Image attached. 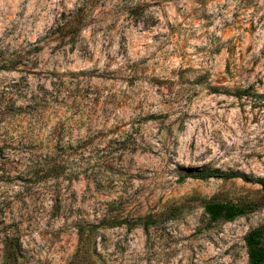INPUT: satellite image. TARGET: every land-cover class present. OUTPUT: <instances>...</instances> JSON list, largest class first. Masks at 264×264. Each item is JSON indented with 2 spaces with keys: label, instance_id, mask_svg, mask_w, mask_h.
Segmentation results:
<instances>
[{
  "label": "rangeland",
  "instance_id": "rangeland-1",
  "mask_svg": "<svg viewBox=\"0 0 264 264\" xmlns=\"http://www.w3.org/2000/svg\"><path fill=\"white\" fill-rule=\"evenodd\" d=\"M0 98L44 105L14 123L57 126L63 166L37 181L36 146L0 131V264H250L249 233L264 246V0H0ZM204 200L248 210L212 221Z\"/></svg>",
  "mask_w": 264,
  "mask_h": 264
},
{
  "label": "trees",
  "instance_id": "trees-1",
  "mask_svg": "<svg viewBox=\"0 0 264 264\" xmlns=\"http://www.w3.org/2000/svg\"><path fill=\"white\" fill-rule=\"evenodd\" d=\"M81 23V16L63 20L61 23V29L63 31H79L83 28ZM43 109L44 105L37 103L35 99L29 100L24 107H20L15 106L14 101L0 98V131L2 129L5 133L14 131V133L19 134L18 137H16L18 141L25 139V141H28L31 145L33 144L36 146L35 151L29 150L28 172L30 171L32 176L37 178V181H41L42 178H53L54 180H57L61 175V171H63L62 159L58 155V142L60 141V130L58 127H53L48 131V134L45 137L40 138V134L38 132L36 133L34 127H32L36 124L33 121L32 123H28L26 129L21 126L18 127V125L14 123L15 119H17L18 122H21V120H24L28 115L32 118L33 115L40 114V112L42 113ZM5 142L6 140L0 135V154L4 149L1 144L4 145ZM256 182L261 185L264 192V179L257 180ZM63 202L64 200L62 196L56 195L54 205L52 206H58ZM204 209L210 219L216 221L218 219L233 220L237 216L246 213L248 207L218 200H204ZM116 219L117 218L114 216L104 214L101 222H109L111 224L121 223ZM147 219L148 218L136 220L133 226L138 223L142 224L143 221H146ZM261 234V230H254L246 237L250 264H264V246L258 243ZM91 235L92 230L89 229L85 232V236L90 237ZM2 243L3 259L8 261L17 255V247L20 244L18 236L6 235L2 239Z\"/></svg>",
  "mask_w": 264,
  "mask_h": 264
}]
</instances>
